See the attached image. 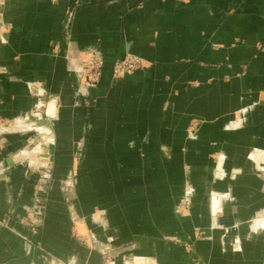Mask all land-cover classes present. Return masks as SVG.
I'll use <instances>...</instances> for the list:
<instances>
[{"label": "crops", "instance_id": "obj_1", "mask_svg": "<svg viewBox=\"0 0 264 264\" xmlns=\"http://www.w3.org/2000/svg\"><path fill=\"white\" fill-rule=\"evenodd\" d=\"M147 261L264 264V0L1 1L0 263Z\"/></svg>", "mask_w": 264, "mask_h": 264}, {"label": "rangeland", "instance_id": "obj_2", "mask_svg": "<svg viewBox=\"0 0 264 264\" xmlns=\"http://www.w3.org/2000/svg\"><path fill=\"white\" fill-rule=\"evenodd\" d=\"M3 1V0H0V2ZM93 54V53H92ZM130 54H134V55H138V54H135V53H126L123 57L121 58H124L126 55H130ZM141 56V55H139ZM101 57V56H100ZM143 58V67H140L138 70H141L143 68H145L147 66V60L141 56ZM102 58V57H101ZM103 59V58H102ZM120 59V58H118ZM116 59V60H118ZM115 60V61H116ZM114 61V62H115ZM136 70V71H138ZM135 73V72H134ZM132 73V74H134ZM128 75V74H127ZM124 77V76H123ZM35 113L38 114L37 116H33V122L35 123H38V126L36 127H33L35 129H38V131L41 133L40 134V138H38V135H37V131L35 129H33L34 131L32 132L31 130V134L29 135V138L28 141L30 140V144H31V147H32V150L31 152L33 153V155H31L30 157L29 156H26L28 157V161H32L34 164L35 163H42L40 161H51V152L49 151V144H50V141L51 139L53 138V136L51 135L49 137V139L47 140L45 137H46V130H47V124L50 125L51 124V120L49 122H45L43 120V118L46 117L45 113H46V109L45 108H42L41 106H39L37 109H35ZM44 121V122H43ZM195 123H199L197 121H194V124L192 126L193 127V131H195L197 129V126L195 125ZM39 124H44V125H39ZM36 138V139H35ZM33 142V143H32ZM48 143V149H46V152L44 151V149H42V147L44 148V145L42 144H47ZM29 149V148H28ZM34 149V150H33ZM29 150V151H30ZM26 155H27V152L25 151ZM44 153V154H43ZM45 157H48V160L45 159ZM39 165V164H38ZM193 195H194V192L191 193V196H190V192L187 193V198H182L178 201L176 207H175V211L178 215H187L188 212L191 210L192 206H193ZM185 197V196H184ZM191 197V199H190ZM183 205L187 206V208L181 212H178L177 209L179 207V209H182ZM31 212L28 213V216L26 217L27 218V221L31 224L33 223L31 220H32V217L30 216ZM37 223V222H36ZM38 228H40V225H38V223L36 224V231H38ZM211 232H210V228L208 230H203L201 228H197L194 232V236L193 238L196 239V240H201V239H207V238H211ZM164 240L166 241H169V240H173V237L169 236V235H165L164 236ZM179 240V239H177ZM180 241V240H179ZM184 243V242H183ZM148 262V263H147ZM146 263L144 262H138V264H152L151 262L147 261ZM0 264H4V263H0ZM51 264H61L60 262H54V263H51ZM157 264V263H156Z\"/></svg>", "mask_w": 264, "mask_h": 264}, {"label": "built area", "instance_id": "obj_3", "mask_svg": "<svg viewBox=\"0 0 264 264\" xmlns=\"http://www.w3.org/2000/svg\"><path fill=\"white\" fill-rule=\"evenodd\" d=\"M143 58L139 55H126L124 58H120L113 63L112 78L119 79L127 74L136 72L140 67H143ZM104 61L100 56L91 54L83 59L79 60L80 73L83 82L88 86H95L102 75ZM182 209H177L181 212L187 208L183 205Z\"/></svg>", "mask_w": 264, "mask_h": 264}]
</instances>
